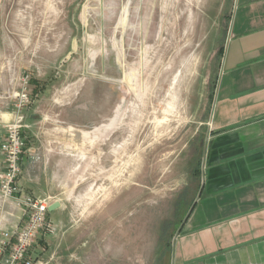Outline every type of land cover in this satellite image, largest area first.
Wrapping results in <instances>:
<instances>
[{
  "label": "rangeland",
  "instance_id": "1",
  "mask_svg": "<svg viewBox=\"0 0 264 264\" xmlns=\"http://www.w3.org/2000/svg\"><path fill=\"white\" fill-rule=\"evenodd\" d=\"M233 7L0 0V56L38 83L31 139L56 159L63 202L35 259L172 264L173 238L204 199L211 97Z\"/></svg>",
  "mask_w": 264,
  "mask_h": 264
},
{
  "label": "crops",
  "instance_id": "2",
  "mask_svg": "<svg viewBox=\"0 0 264 264\" xmlns=\"http://www.w3.org/2000/svg\"><path fill=\"white\" fill-rule=\"evenodd\" d=\"M222 54L208 118L204 199L194 203L173 238L172 264H264V0H234ZM21 74L0 56V141L15 118L6 95L17 89ZM37 84L31 81L30 90ZM36 118L32 104L19 117L27 126L25 140L35 136ZM26 143L19 185L60 202L48 213L57 217L63 202L56 195V159L47 143ZM3 170L0 154V179ZM0 217L9 230L22 224L12 204Z\"/></svg>",
  "mask_w": 264,
  "mask_h": 264
},
{
  "label": "built area",
  "instance_id": "3",
  "mask_svg": "<svg viewBox=\"0 0 264 264\" xmlns=\"http://www.w3.org/2000/svg\"><path fill=\"white\" fill-rule=\"evenodd\" d=\"M30 84L29 73L22 72L17 89L6 95L12 103L15 118L5 125V136L0 141L4 167L0 179V210L12 204L20 213L22 224L9 230L0 217V264H42L33 257V245L39 235L45 237L55 230L48 216V207L53 204L52 197L26 193L19 185L22 158L26 151L23 130L27 128L19 117L33 103Z\"/></svg>",
  "mask_w": 264,
  "mask_h": 264
},
{
  "label": "water",
  "instance_id": "4",
  "mask_svg": "<svg viewBox=\"0 0 264 264\" xmlns=\"http://www.w3.org/2000/svg\"><path fill=\"white\" fill-rule=\"evenodd\" d=\"M59 206H60V205H59V202H55V203H53L52 205H50V206L48 207V211H49V212H52V211H54L55 209H57Z\"/></svg>",
  "mask_w": 264,
  "mask_h": 264
}]
</instances>
